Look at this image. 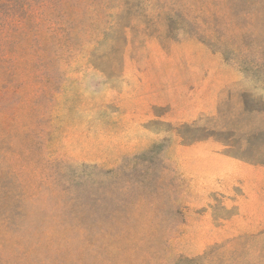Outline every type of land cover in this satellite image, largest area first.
<instances>
[{
	"label": "rangeland",
	"instance_id": "obj_1",
	"mask_svg": "<svg viewBox=\"0 0 264 264\" xmlns=\"http://www.w3.org/2000/svg\"><path fill=\"white\" fill-rule=\"evenodd\" d=\"M13 3L0 264H264V0Z\"/></svg>",
	"mask_w": 264,
	"mask_h": 264
},
{
	"label": "trees",
	"instance_id": "obj_2",
	"mask_svg": "<svg viewBox=\"0 0 264 264\" xmlns=\"http://www.w3.org/2000/svg\"><path fill=\"white\" fill-rule=\"evenodd\" d=\"M5 5H9L10 8H13V6H15L13 0H0V23H1V7Z\"/></svg>",
	"mask_w": 264,
	"mask_h": 264
},
{
	"label": "crops",
	"instance_id": "obj_3",
	"mask_svg": "<svg viewBox=\"0 0 264 264\" xmlns=\"http://www.w3.org/2000/svg\"><path fill=\"white\" fill-rule=\"evenodd\" d=\"M252 207H253V208H252L253 213H255V210H254V209L256 208V205H255V204H252Z\"/></svg>",
	"mask_w": 264,
	"mask_h": 264
}]
</instances>
